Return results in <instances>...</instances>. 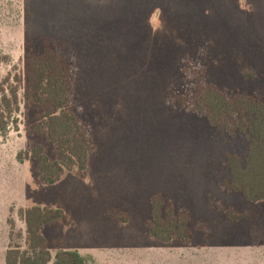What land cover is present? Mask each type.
<instances>
[{"label":"rangeland","instance_id":"rangeland-1","mask_svg":"<svg viewBox=\"0 0 264 264\" xmlns=\"http://www.w3.org/2000/svg\"><path fill=\"white\" fill-rule=\"evenodd\" d=\"M39 36L77 57L64 110L90 127L92 147L84 175L73 168L43 183L31 148L59 157L45 132L31 131L42 107L19 89L0 131V264L9 221L23 246L19 209L32 205L66 216L43 226L51 259L69 249L92 264H264V199L225 185L226 155L242 161L245 138L171 98L190 89L188 56L220 91L264 102V0H0V79L21 73L24 44ZM156 194L188 212L187 240L149 234Z\"/></svg>","mask_w":264,"mask_h":264},{"label":"trees","instance_id":"trees-1","mask_svg":"<svg viewBox=\"0 0 264 264\" xmlns=\"http://www.w3.org/2000/svg\"><path fill=\"white\" fill-rule=\"evenodd\" d=\"M77 70V57L69 46L48 37H30L24 44L21 73L13 76L7 73L0 79V131L9 126L19 109V89L24 99L42 107V122L34 125L31 131L45 132L59 157L50 160L41 145L31 148L40 179L46 184L57 182L64 171L73 168L81 175L85 173L87 155L92 147L91 129L75 114L64 110L73 94ZM182 72L191 80L190 89L178 96L174 93L171 98L186 109L204 114L211 124L223 128L228 135H243L247 142L242 161L236 153L226 155L230 176L225 182L227 189L242 193L251 202L264 199V102L255 95L236 92L229 96L220 91L206 81L203 65L188 56L182 59ZM19 214L24 222V245L12 242L14 226L9 221L4 264L87 263L78 251L69 249H59L51 259L42 229L56 220L67 222L60 208L32 205L20 208ZM188 221L185 209L174 213L171 202L164 203L161 195L151 198L147 228L156 240L169 242L175 235L187 240ZM16 237L20 238L21 233Z\"/></svg>","mask_w":264,"mask_h":264},{"label":"crops","instance_id":"crops-1","mask_svg":"<svg viewBox=\"0 0 264 264\" xmlns=\"http://www.w3.org/2000/svg\"><path fill=\"white\" fill-rule=\"evenodd\" d=\"M87 264H92V262H89V263H87Z\"/></svg>","mask_w":264,"mask_h":264}]
</instances>
